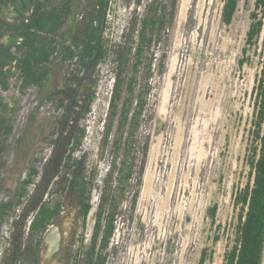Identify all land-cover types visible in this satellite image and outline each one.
<instances>
[{
    "label": "trees",
    "instance_id": "obj_1",
    "mask_svg": "<svg viewBox=\"0 0 264 264\" xmlns=\"http://www.w3.org/2000/svg\"><path fill=\"white\" fill-rule=\"evenodd\" d=\"M105 1L0 0V184L14 121L29 88L38 91V100L14 141L15 155L25 159L33 144L36 153L41 140L51 145L42 171L33 165L27 167L24 175L19 170L15 188L6 190L0 198V228L10 217H16L12 221L16 230L11 233L10 251L3 253L0 264H13V258L14 264H40L38 251L43 236L63 210L67 194L76 197L78 217L85 228L93 209L92 192L98 189L90 237L86 244L81 235L79 246L70 257L73 264H106L125 204L129 218L133 216L150 138L141 137L140 130L153 116V112L147 114L156 59L153 45L167 43L178 0L147 2L142 15H132L123 40L109 46L103 36L94 58ZM238 2L223 1L224 24L232 22ZM259 12H264V0H255V10L250 12L243 55L257 43L262 31ZM106 59H110L114 75L101 154L108 147L110 159L99 179L100 171L90 166L87 154L81 152L86 130L80 121L87 117L95 98L96 65ZM245 61L241 57L239 66ZM261 65V75L253 87L254 112L246 158L249 176L233 196V205L238 208L237 223L223 264H264V54ZM46 103L62 110L52 120L49 134H45L46 125L42 126L37 118ZM31 185L34 188L29 194ZM217 208L214 203L207 209L210 224L215 227L219 226ZM17 209H22L18 215ZM22 223L27 226L26 236L22 228L17 229ZM218 239L215 234L213 243ZM212 252L210 247L202 248L198 264L210 259Z\"/></svg>",
    "mask_w": 264,
    "mask_h": 264
},
{
    "label": "rangeland",
    "instance_id": "obj_2",
    "mask_svg": "<svg viewBox=\"0 0 264 264\" xmlns=\"http://www.w3.org/2000/svg\"><path fill=\"white\" fill-rule=\"evenodd\" d=\"M149 1L132 7L133 14L142 15ZM223 1L178 0L172 26L167 31V43L153 45L156 59L147 107V114L153 112V116L140 130L141 137H150L142 186L132 218L128 216L127 204L118 217L106 264H198L204 247L212 248L213 252L203 264H223L224 253L233 243L238 215L233 196L249 176L246 158L254 112L253 87L261 75L264 54V12H259L263 28L257 43L243 55L255 0H239L228 25L221 20ZM120 8H126L120 16L125 17L129 4ZM117 22V15L109 13L104 33L109 46L120 36ZM243 56L246 61L240 67L238 60ZM113 72L110 59L96 65L95 98L87 117L80 121L86 130L81 152L87 154L89 165L100 171L99 179L110 159L108 147L103 155L101 152ZM37 100L38 91L29 88L14 121L0 198L6 190L15 188L19 170L24 175L27 167L33 165L41 172L50 154L51 145L44 140L37 145L36 153L34 144L30 145L25 159L17 157L13 149ZM61 111L53 103L40 108L37 118L42 126L46 125L45 134H49L52 120ZM36 133L39 134V129ZM34 156L38 159L32 160ZM33 188L29 186V194ZM97 190L92 192L93 209L85 228L74 213V226L64 243L62 264L67 261L73 264L70 257L78 248L81 235L88 243ZM214 203L218 206V227L211 226L207 215V209ZM63 205L64 209L74 211L78 207L76 197L67 194ZM21 210L17 209L16 214ZM29 217L25 219L27 225ZM14 219L10 217L0 228V259L5 251H10L11 233L16 230ZM19 228L26 236L27 226L22 223ZM215 234L219 239L213 243Z\"/></svg>",
    "mask_w": 264,
    "mask_h": 264
},
{
    "label": "water",
    "instance_id": "obj_3",
    "mask_svg": "<svg viewBox=\"0 0 264 264\" xmlns=\"http://www.w3.org/2000/svg\"><path fill=\"white\" fill-rule=\"evenodd\" d=\"M109 1L110 0L105 1V7H104V12H103V17H102V24H101V29L99 32L98 44H97L94 58L98 54V51L101 46L102 38L104 35L106 17H107V12L109 8ZM74 213L78 216L77 209H75L74 211L71 212L68 220L64 223L62 228L57 223L54 222L52 225H50V227L45 232L43 239H42V245L46 248L44 256L48 261H50L54 253L60 249L63 243L62 239L68 236L72 227L74 226V219H75V217L73 216ZM13 264H14V258H13ZM57 264H60V263H57Z\"/></svg>",
    "mask_w": 264,
    "mask_h": 264
},
{
    "label": "flooded vegetation",
    "instance_id": "obj_4",
    "mask_svg": "<svg viewBox=\"0 0 264 264\" xmlns=\"http://www.w3.org/2000/svg\"><path fill=\"white\" fill-rule=\"evenodd\" d=\"M143 0H141L142 2ZM125 2H127L126 0H110L109 1V8H108V12L107 15L109 14V12H113L114 9L117 7V5H127L130 4V2L132 3V5L137 6V0H129V2H127V4H124ZM106 25H107V20H106ZM106 25H105V30H106ZM64 206V205H63ZM71 214V210L68 208H63V210L61 211V213L59 214V216L57 218H55L53 220V223H57L61 228L63 227L64 223L68 220L69 216ZM74 216V215H73ZM75 217V216H74ZM52 223V224H53ZM51 224V225H52ZM67 237H64L62 239L63 243L60 247V249L54 253V255L52 256L51 260L48 261L45 256V247L41 244L39 247V251H38V259H39V263L40 264H57L60 263L62 264V256H63V248H64V243L66 241Z\"/></svg>",
    "mask_w": 264,
    "mask_h": 264
},
{
    "label": "built area",
    "instance_id": "obj_5",
    "mask_svg": "<svg viewBox=\"0 0 264 264\" xmlns=\"http://www.w3.org/2000/svg\"><path fill=\"white\" fill-rule=\"evenodd\" d=\"M121 6L122 5L119 4V5H117V7L114 9L113 12H109V13H114V14L117 15V21H118L117 23H118L119 34H120L117 42L123 40V38H124V34H125L126 30H127L128 23H129L132 15H133L132 7H137V6L132 5V3H130L129 4L130 8H128V11L125 13V17H120L121 15L124 14V11H126V8L122 10L120 8ZM124 7H126V6H124ZM108 16H109V14L107 15V17ZM114 18H115V16H114Z\"/></svg>",
    "mask_w": 264,
    "mask_h": 264
},
{
    "label": "clouds",
    "instance_id": "obj_6",
    "mask_svg": "<svg viewBox=\"0 0 264 264\" xmlns=\"http://www.w3.org/2000/svg\"><path fill=\"white\" fill-rule=\"evenodd\" d=\"M106 20H107V17H106ZM104 33H105V30H104ZM104 36V35H103Z\"/></svg>",
    "mask_w": 264,
    "mask_h": 264
},
{
    "label": "bare ground",
    "instance_id": "obj_7",
    "mask_svg": "<svg viewBox=\"0 0 264 264\" xmlns=\"http://www.w3.org/2000/svg\"><path fill=\"white\" fill-rule=\"evenodd\" d=\"M193 155V154H192Z\"/></svg>",
    "mask_w": 264,
    "mask_h": 264
}]
</instances>
